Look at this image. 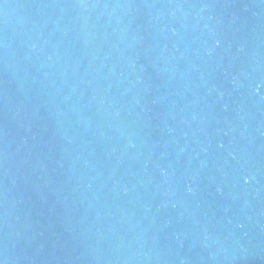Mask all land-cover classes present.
I'll return each mask as SVG.
<instances>
[{
    "label": "water",
    "instance_id": "obj_1",
    "mask_svg": "<svg viewBox=\"0 0 264 264\" xmlns=\"http://www.w3.org/2000/svg\"><path fill=\"white\" fill-rule=\"evenodd\" d=\"M0 264H264V0H0Z\"/></svg>",
    "mask_w": 264,
    "mask_h": 264
}]
</instances>
